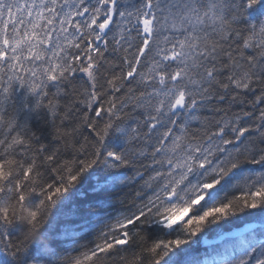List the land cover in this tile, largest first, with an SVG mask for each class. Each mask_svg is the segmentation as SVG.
Wrapping results in <instances>:
<instances>
[{
    "label": "snow or ice",
    "instance_id": "1",
    "mask_svg": "<svg viewBox=\"0 0 264 264\" xmlns=\"http://www.w3.org/2000/svg\"><path fill=\"white\" fill-rule=\"evenodd\" d=\"M101 165L131 192L81 241ZM0 264H264V0H0Z\"/></svg>",
    "mask_w": 264,
    "mask_h": 264
},
{
    "label": "trees",
    "instance_id": "2",
    "mask_svg": "<svg viewBox=\"0 0 264 264\" xmlns=\"http://www.w3.org/2000/svg\"><path fill=\"white\" fill-rule=\"evenodd\" d=\"M259 15L258 12L254 13L257 18ZM15 99L23 109L20 113V121H26L30 128L40 136L41 141L53 143L49 113L43 108L37 111L32 110L36 97L28 94L26 89L18 88ZM25 103L28 105L26 108L23 107ZM106 143L109 148L120 150L123 147L122 133L114 131ZM130 175H132L130 168L108 169L102 165L96 166L81 179L61 204L62 210L68 208L80 210L79 220L82 222L81 228L84 231L81 241L91 240L99 226L121 210L119 198L125 193L130 194L132 187L121 181L126 180Z\"/></svg>",
    "mask_w": 264,
    "mask_h": 264
},
{
    "label": "bare ground",
    "instance_id": "3",
    "mask_svg": "<svg viewBox=\"0 0 264 264\" xmlns=\"http://www.w3.org/2000/svg\"><path fill=\"white\" fill-rule=\"evenodd\" d=\"M90 180V179H89ZM90 182V181H89ZM94 212V211H93Z\"/></svg>",
    "mask_w": 264,
    "mask_h": 264
}]
</instances>
